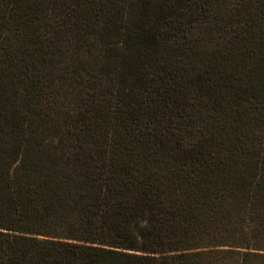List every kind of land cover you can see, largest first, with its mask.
<instances>
[{"label": "trees", "instance_id": "1", "mask_svg": "<svg viewBox=\"0 0 264 264\" xmlns=\"http://www.w3.org/2000/svg\"><path fill=\"white\" fill-rule=\"evenodd\" d=\"M0 264H264V0H0Z\"/></svg>", "mask_w": 264, "mask_h": 264}, {"label": "rangeland", "instance_id": "2", "mask_svg": "<svg viewBox=\"0 0 264 264\" xmlns=\"http://www.w3.org/2000/svg\"><path fill=\"white\" fill-rule=\"evenodd\" d=\"M158 129L160 130V133H162V134L165 133L164 130H163V128L161 126Z\"/></svg>", "mask_w": 264, "mask_h": 264}]
</instances>
